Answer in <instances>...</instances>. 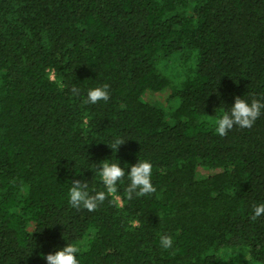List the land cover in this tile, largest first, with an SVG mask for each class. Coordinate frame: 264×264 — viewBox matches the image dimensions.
Listing matches in <instances>:
<instances>
[{"label": "trees", "instance_id": "trees-1", "mask_svg": "<svg viewBox=\"0 0 264 264\" xmlns=\"http://www.w3.org/2000/svg\"><path fill=\"white\" fill-rule=\"evenodd\" d=\"M105 83L109 100L87 103ZM165 90V106L145 99ZM260 94L264 0H0V264L80 241L81 264H264V215H249L264 115L214 132L235 97ZM139 158L155 193L128 200L125 179L92 212L68 207L72 180L102 190L89 164Z\"/></svg>", "mask_w": 264, "mask_h": 264}, {"label": "clouds", "instance_id": "clouds-1", "mask_svg": "<svg viewBox=\"0 0 264 264\" xmlns=\"http://www.w3.org/2000/svg\"><path fill=\"white\" fill-rule=\"evenodd\" d=\"M109 98V85L105 83L89 88L86 102L96 104L99 100L107 102ZM261 115H264V94L252 97L237 96L234 103L215 118L214 132L225 136L234 127L250 128ZM124 142L121 136H113L107 145L115 153ZM87 168H91L95 174L98 173L103 186L102 190L90 187L87 180H72L66 191V203L72 209H86L89 212L96 210L109 195L116 193L118 183L125 179L127 180L125 191L128 200L156 192V187L152 182L153 163L149 159L139 158L137 163L130 166L126 164L124 167H121L119 159H105L100 162L99 167L89 164ZM114 203L119 206L120 201L117 199ZM249 215L251 220L264 215V201L252 204ZM160 245L163 249L173 248V237L168 234L161 235ZM85 251L87 248L84 242H70L54 253L46 255L45 259L47 264H81L80 258Z\"/></svg>", "mask_w": 264, "mask_h": 264}, {"label": "rangeland", "instance_id": "rangeland-1", "mask_svg": "<svg viewBox=\"0 0 264 264\" xmlns=\"http://www.w3.org/2000/svg\"><path fill=\"white\" fill-rule=\"evenodd\" d=\"M179 70H181V69H179ZM168 95H169V90H165L164 92L159 93V94H155L154 92L149 91L146 93L145 99L153 105L165 106ZM198 174H199V176H208V174H210V172L203 170V169H199Z\"/></svg>", "mask_w": 264, "mask_h": 264}]
</instances>
